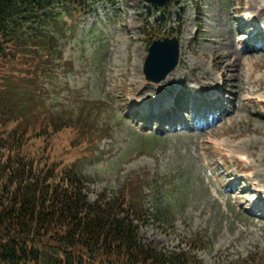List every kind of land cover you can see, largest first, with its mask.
<instances>
[{"label": "rangeland", "instance_id": "rangeland-1", "mask_svg": "<svg viewBox=\"0 0 264 264\" xmlns=\"http://www.w3.org/2000/svg\"><path fill=\"white\" fill-rule=\"evenodd\" d=\"M122 1L99 6L66 33L61 56L68 64L48 82L55 113L87 118L96 151L81 162L91 181L89 201L157 176L167 182L162 204L169 215L154 217L155 190L147 185L145 243L167 252L181 246L202 264L263 254L264 32L244 39L239 27L256 3L255 14L264 15V0H177L164 10ZM175 36H181L179 66L165 81L148 82L151 42ZM160 107L177 115L162 130L156 117L149 124L141 113ZM242 154L249 160L239 164Z\"/></svg>", "mask_w": 264, "mask_h": 264}, {"label": "trees", "instance_id": "trees-1", "mask_svg": "<svg viewBox=\"0 0 264 264\" xmlns=\"http://www.w3.org/2000/svg\"><path fill=\"white\" fill-rule=\"evenodd\" d=\"M114 1L0 0V264H202L184 248L167 252L141 238L148 180L89 201L87 118L48 105V82L68 64L62 44L73 27L65 18L76 24ZM152 182L154 217L166 218L163 186ZM229 264H264V253Z\"/></svg>", "mask_w": 264, "mask_h": 264}, {"label": "water", "instance_id": "water-1", "mask_svg": "<svg viewBox=\"0 0 264 264\" xmlns=\"http://www.w3.org/2000/svg\"><path fill=\"white\" fill-rule=\"evenodd\" d=\"M157 7H165L172 0H144ZM180 44L177 38L155 41L149 50L145 64L147 79L153 82H161L176 68L179 62Z\"/></svg>", "mask_w": 264, "mask_h": 264}, {"label": "bare ground", "instance_id": "bare-ground-1", "mask_svg": "<svg viewBox=\"0 0 264 264\" xmlns=\"http://www.w3.org/2000/svg\"><path fill=\"white\" fill-rule=\"evenodd\" d=\"M262 12H263V10L261 11V13H262ZM261 13L258 12L257 14L260 15ZM238 49H239V48H238ZM238 51H239V50H238ZM238 51H237V52H238Z\"/></svg>", "mask_w": 264, "mask_h": 264}]
</instances>
